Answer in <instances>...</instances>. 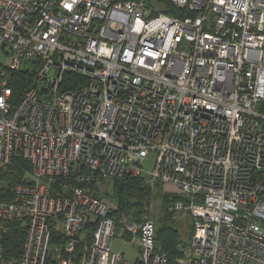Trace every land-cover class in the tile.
Returning <instances> with one entry per match:
<instances>
[{
  "label": "built area",
  "instance_id": "obj_1",
  "mask_svg": "<svg viewBox=\"0 0 264 264\" xmlns=\"http://www.w3.org/2000/svg\"><path fill=\"white\" fill-rule=\"evenodd\" d=\"M125 175L182 196L181 256L157 249L152 212L95 190ZM116 236L137 264H264V0H0V264H132Z\"/></svg>",
  "mask_w": 264,
  "mask_h": 264
},
{
  "label": "trees",
  "instance_id": "obj_2",
  "mask_svg": "<svg viewBox=\"0 0 264 264\" xmlns=\"http://www.w3.org/2000/svg\"><path fill=\"white\" fill-rule=\"evenodd\" d=\"M174 15H179L178 10H173ZM80 77L68 72L65 76V84L62 89L74 88ZM33 82L30 72L17 71L13 74L14 94L19 95L26 87ZM29 166L23 160L16 161L11 170V176L14 181H19ZM154 192L152 187L143 182L142 177L125 175L122 178L113 179V193L104 192L106 196L111 197L121 209L128 213V217L132 220H141L144 213L151 212V204L153 199L160 198L164 212L159 216L156 214V246L157 249L165 253L170 258L181 256L179 244L183 243L180 230L177 228L173 214L169 212V207L182 196L171 193L167 194L163 190L161 184L156 185ZM7 231L2 235V242L5 247L7 258H19L26 239V226L22 222L14 221L6 223ZM194 228V227H193Z\"/></svg>",
  "mask_w": 264,
  "mask_h": 264
},
{
  "label": "rangeland",
  "instance_id": "obj_3",
  "mask_svg": "<svg viewBox=\"0 0 264 264\" xmlns=\"http://www.w3.org/2000/svg\"><path fill=\"white\" fill-rule=\"evenodd\" d=\"M153 163H154V160L152 158H150L148 161V164L146 165V169L152 170ZM148 179L149 178L142 177L143 182L149 184L152 187L154 192L156 191V188H155L156 185L161 184V186H163L164 192L171 195V192H169V190L174 189V187L169 186V185L165 186L162 183H160L159 181H155L152 184L150 182H147ZM11 180L14 181L12 177H11ZM95 190H97L100 194H103V195H104V192L108 191L109 194L112 195V193H113V179H111V178L98 179L96 186H95ZM109 198H111V197H109ZM164 210L165 209H163L161 199L158 197L153 199L152 204H151V212L153 213V215L156 214L157 216L161 217L160 215L163 214ZM193 218L194 217L190 214V212H188V213L182 212L178 215V218L174 222V223H176L177 228L180 230L181 239L185 242H188L191 238V235H192V232L194 229L193 228L194 227V219ZM110 243L112 244L114 251H120V252L124 253L127 260H129L132 264L138 263V257H139L138 244L131 242V241H128V240H125V239H122V238H119L118 236L113 238Z\"/></svg>",
  "mask_w": 264,
  "mask_h": 264
}]
</instances>
